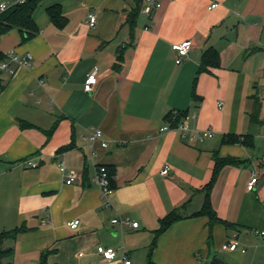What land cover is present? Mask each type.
Masks as SVG:
<instances>
[{
  "label": "crops",
  "instance_id": "crops-1",
  "mask_svg": "<svg viewBox=\"0 0 264 264\" xmlns=\"http://www.w3.org/2000/svg\"><path fill=\"white\" fill-rule=\"evenodd\" d=\"M46 1L45 15L34 14L35 38L24 42L18 29L0 38L4 54L33 56L31 66L1 74L0 234L28 228L6 241L13 264H39L46 252L51 264H114L99 246L132 264H245L248 248L264 244L255 234L264 230V122L251 123L257 90L264 107V0H161L150 20L144 0ZM53 5L63 9V27L47 14ZM185 41L194 47L177 65L172 46ZM210 51L218 64L199 72ZM95 69L99 82L86 93ZM185 121L191 131L183 136L176 127ZM98 129L107 149L90 139ZM208 130L212 138L190 140ZM250 134L252 147L243 139ZM231 137L238 140L226 142ZM216 158L235 160L210 192L229 227L196 215ZM62 164L76 175L71 185ZM100 165L115 172L110 207L95 182ZM174 211L182 219L160 232ZM116 217L139 227L113 224ZM234 236L245 254L223 250Z\"/></svg>",
  "mask_w": 264,
  "mask_h": 264
},
{
  "label": "built area",
  "instance_id": "built-area-1",
  "mask_svg": "<svg viewBox=\"0 0 264 264\" xmlns=\"http://www.w3.org/2000/svg\"><path fill=\"white\" fill-rule=\"evenodd\" d=\"M26 0H17L16 4H24ZM162 6L161 0H144L141 12L143 15L146 16L147 19H152L155 12L160 9ZM218 6V4H214L210 7V9H215ZM8 5L6 3H0V12H5L8 10ZM88 21L90 27L94 28L97 23V17L94 13H90L88 15ZM148 30V28H146ZM194 44L192 41H185L180 44H174L172 46V50L175 54V62L177 65H181L186 58H188L189 53L193 49ZM264 50V45L262 46ZM33 56L30 53H27L26 55H19L15 54L14 52H9L5 54V60L0 63V73H8L10 75H15L17 69L19 67H29L32 64ZM16 65V67H15ZM99 78H98V70L95 69L94 72L88 75L85 83H84V91L86 93L93 92L95 86L98 84ZM222 105V103H220ZM170 127H164L161 129V131H168L170 130ZM177 130H179L183 136L188 134L191 129L189 126V123L187 121L181 122L176 127ZM103 132L101 130H95L92 134L90 139L92 141H103L102 140ZM213 132L208 130L204 132L195 131L192 136L190 137V140L192 141H204L205 139L212 138ZM102 148L107 149L109 147V143L102 142L101 144ZM29 166L31 168H36L37 164L33 162H29ZM61 173L66 177V184L71 185L75 179L76 175L73 173H68L66 171L65 166L62 164L60 167ZM170 172L169 167H166L162 171L163 176H168ZM258 178L254 174L252 175V179L248 185V189L251 191L253 190V187L257 183ZM95 182L98 185L102 200L106 203L107 207L111 206L110 198L114 192V188L112 186L113 178L110 175V171L108 166L100 165L97 168L96 176H95ZM113 224L116 225H130L134 228H138L139 224L136 222H131L130 218L122 219L120 217H116L112 220ZM80 225V220L76 219L71 221L68 226L71 229H77ZM255 234L264 238V230L263 231H255ZM223 250L226 252H240L242 254H245L247 252V247L240 242L239 238L237 236H234L230 238L225 245L223 246ZM97 252L99 255L102 256V258L108 262V263H114V264H132V261L124 254L121 258L118 256V250L113 247H104L99 246L97 248Z\"/></svg>",
  "mask_w": 264,
  "mask_h": 264
},
{
  "label": "trees",
  "instance_id": "trees-1",
  "mask_svg": "<svg viewBox=\"0 0 264 264\" xmlns=\"http://www.w3.org/2000/svg\"><path fill=\"white\" fill-rule=\"evenodd\" d=\"M45 0H26L24 4H17L13 5L8 8L5 12H0V38L4 35L8 34L13 29H18L22 33V39L24 42H27L33 38H35L39 33L38 25L34 20V14L37 11L38 7L44 2ZM139 2V0H136ZM47 14L52 21L58 27H63L66 23V18L63 15V9L60 5H53L47 9ZM5 60V54L0 51V63ZM218 54L217 52H207L202 66L199 72L204 71L209 63L211 64H218ZM0 89H1V73H0ZM254 109L251 114V123L254 126L261 125L264 122L262 120V112H263V100L260 97L259 90H257V94L254 97ZM180 123V122H179ZM178 123V124H179ZM244 144L247 146H253V135H248L243 138ZM238 139L236 138H228L226 142L233 143L236 142ZM235 164V160H222L216 158V168L214 170V176L211 182L206 186L205 192V202L202 210L198 212L196 215L198 216H206L209 219L210 227L215 225L216 223H223L227 227L230 225L226 222H223L220 218H218L216 212L213 210L210 201V192L213 187L214 181L216 176L223 167ZM110 175L113 178L112 186L115 187L114 184V175L115 172L110 170ZM182 215L179 214L178 211L172 212L168 215L164 220H162L161 230L160 232L165 231L168 227H170L176 221L182 219ZM28 231L26 226H22L20 228H15L11 231H6L0 234V264H13L14 258V248L13 247H6V241L8 240H17V238ZM49 252L43 253L41 255L40 263L39 264H51L48 260ZM209 264H228L224 260L219 258H214Z\"/></svg>",
  "mask_w": 264,
  "mask_h": 264
},
{
  "label": "rangeland",
  "instance_id": "rangeland-1",
  "mask_svg": "<svg viewBox=\"0 0 264 264\" xmlns=\"http://www.w3.org/2000/svg\"><path fill=\"white\" fill-rule=\"evenodd\" d=\"M48 2H44L42 5H40L35 12L36 15L41 14L45 15L46 13V5ZM245 264H264V244L263 246H251L248 248Z\"/></svg>",
  "mask_w": 264,
  "mask_h": 264
}]
</instances>
